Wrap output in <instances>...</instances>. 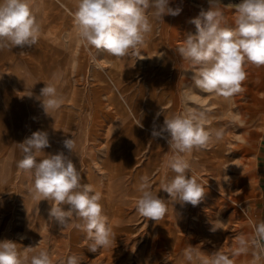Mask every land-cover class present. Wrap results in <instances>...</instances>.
<instances>
[{
  "label": "rangeland",
  "instance_id": "1",
  "mask_svg": "<svg viewBox=\"0 0 264 264\" xmlns=\"http://www.w3.org/2000/svg\"><path fill=\"white\" fill-rule=\"evenodd\" d=\"M221 2L222 26L233 27L232 3L239 0ZM76 3L32 0L41 26L37 44L0 50L9 61L0 68V241H14L21 254L25 247L45 248L54 264L73 254L81 264H190L183 256L189 246L205 255L219 250L233 264H253L258 254L256 264H264V252L254 246L232 255L239 238H252L254 225L264 222V66L246 64L243 91L227 100L215 97L195 86L194 67L178 53L187 34L196 33L190 20L208 10V0H169V7L182 9L180 14L152 19L145 43L124 58L77 37ZM14 57L28 63L17 66L19 79ZM50 81L57 83L64 103L48 115L37 97ZM188 108L204 111L205 127L222 132L221 139L213 137L187 157L189 176L205 188L197 206L172 201L160 190L161 182L173 176L166 167L172 152L167 139L151 135L154 125L159 130L165 117ZM44 129L53 137L42 151H63L80 171L81 183L101 192L113 232L110 247L91 252L86 233L74 227L61 230L48 218L50 202L32 198L33 176L17 168L23 155L18 144ZM66 138L75 140L74 153L64 148ZM111 172L119 176L116 181L126 179L125 190L116 191L113 202L105 196ZM142 176L167 203L160 221L135 211Z\"/></svg>",
  "mask_w": 264,
  "mask_h": 264
},
{
  "label": "clouds",
  "instance_id": "2",
  "mask_svg": "<svg viewBox=\"0 0 264 264\" xmlns=\"http://www.w3.org/2000/svg\"><path fill=\"white\" fill-rule=\"evenodd\" d=\"M208 3V10L201 9L199 16L190 20L196 33L187 34L178 53L194 67L191 78L198 89L227 100L243 91L242 83L247 79L246 64L264 66V0L232 3L233 27L222 26L224 4L221 0H208ZM181 11L179 7H169V0H77L74 28L77 37L88 46L124 58L136 54L145 43L146 36L152 31V19L163 20V16H176ZM40 35L41 26L32 0H0V50L33 46ZM31 95L29 92L28 96ZM37 99L48 115L58 111L64 103L57 83L52 81L45 83ZM206 119L204 111L188 108L184 113L165 117L160 129L156 130L154 125L151 133L153 137L167 139L172 152L166 167L173 176L161 182L160 190L182 205L197 206L205 195L204 186L189 176L191 164L187 157L194 150L206 148L213 137L222 138L220 130L213 132L205 127ZM18 145L23 155L17 168L33 176L32 198L50 202L49 220L58 224L61 230L74 227L86 233V238L91 241L88 246L91 252L110 247L113 232L100 203L102 194L91 184L81 183V173L69 156L63 151L47 155L42 151L50 147L46 131H35ZM63 145L74 153L76 142L73 138L64 139ZM41 154L43 158H40ZM137 191L135 211L147 220H162L168 206L152 190L148 176L140 178ZM216 229L213 227L212 230ZM262 241L264 222L254 225L252 238H239L232 255L246 254L250 246L264 252ZM183 256L190 264H233V259L219 250L205 255L189 246ZM259 259L257 254L253 264ZM0 264L54 262L45 248L29 246L21 254L14 241L5 239L0 241ZM59 264H81V260L73 254L66 261L60 260Z\"/></svg>",
  "mask_w": 264,
  "mask_h": 264
},
{
  "label": "bare ground",
  "instance_id": "3",
  "mask_svg": "<svg viewBox=\"0 0 264 264\" xmlns=\"http://www.w3.org/2000/svg\"><path fill=\"white\" fill-rule=\"evenodd\" d=\"M45 11V10H44ZM43 11V12H44ZM34 49V48H33ZM30 50V49H29ZM32 52V51H31ZM48 54V53H47ZM36 56V55H35ZM40 56V55H39ZM38 59V58H37ZM41 59V58H40ZM38 61H40V60H38ZM44 61V60H43ZM21 63V62H20ZM19 64V63H18ZM42 66V65H41ZM48 66V65H47ZM50 67V66H49ZM15 69H16V75H15V79H19L20 77H19V74H18V72H17V65H16V67H14ZM41 70H43L44 71V69L41 67ZM44 131H48L47 129H44ZM112 131V130H111ZM48 133V135H49V139L51 140L52 139V134L51 133H49V131L47 132ZM26 134V133H25ZM60 138V137H59ZM58 139V138H57ZM64 141V140H63ZM59 143V142H58ZM62 145V144H61ZM50 150V149H49ZM52 154H55L54 152L52 153ZM111 159H112V157H111ZM113 172H111V176H110V180H111V182H109V184H108V188H107V190L105 191L107 194L105 195L106 196V199H110L112 202H113V200H117V195H113V194H115V193H117L118 191H121V190H125V186H124V180H126V179H123L122 177H120V179L121 180H119V181H116L117 180V178L119 177H112L113 176ZM121 176V175H120ZM32 184V183H31ZM33 186V185H32ZM102 187V186H101ZM117 191V192H116ZM123 199V198H122ZM29 200V199H28ZM110 200H108V201H110ZM28 202V201H27ZM122 202V201H121ZM29 203V202H28ZM119 204H120V202H119Z\"/></svg>",
  "mask_w": 264,
  "mask_h": 264
},
{
  "label": "crops",
  "instance_id": "4",
  "mask_svg": "<svg viewBox=\"0 0 264 264\" xmlns=\"http://www.w3.org/2000/svg\"><path fill=\"white\" fill-rule=\"evenodd\" d=\"M8 57H7V54H1L0 53V68H1V65L2 66H6V65H8L9 64V61L8 60H6ZM27 58V57H26ZM13 60H14V67H16V65L17 66H20V65H24V67L26 68V66L28 65V63H22V61H21V59H19V61H17V62H15V57L13 58ZM21 62V63H20ZM27 62V61H26ZM19 63V64H18ZM61 64H63V62L61 61ZM46 66V65H45ZM2 69V68H1ZM4 69V68H3ZM60 70H62L61 68H60ZM62 93H63V91H62ZM28 95V94H27Z\"/></svg>",
  "mask_w": 264,
  "mask_h": 264
}]
</instances>
